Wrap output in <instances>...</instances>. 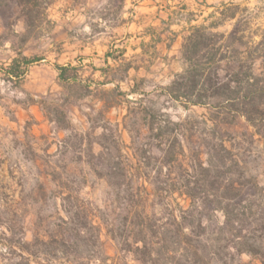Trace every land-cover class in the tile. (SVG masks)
Instances as JSON below:
<instances>
[{
	"label": "rangeland",
	"instance_id": "1",
	"mask_svg": "<svg viewBox=\"0 0 264 264\" xmlns=\"http://www.w3.org/2000/svg\"><path fill=\"white\" fill-rule=\"evenodd\" d=\"M223 3L248 10L244 16L251 32L264 30V0H126L122 8L116 0H53L46 17L27 40L23 38L24 18L17 5L10 2L0 11V264H72L58 243H53L60 240L64 213L60 191L48 173L55 174L59 184L67 183L73 196L79 195L99 210L94 220L101 227V257L88 264H141L119 250L102 224L106 219L109 224L115 223L120 211L106 180L94 169L100 171L103 164L92 157L101 152L100 126L111 124L120 142V161L135 164L134 149L140 146H132L129 130L135 126L141 142L146 131L141 122L134 125L133 120H127L129 127H125L124 118L134 98L126 94L136 82L140 90L156 99L158 88L167 86L184 68L180 48L188 28L207 25L209 16ZM231 29L232 23L227 22L217 31L228 33ZM158 38L160 42H156ZM19 53L36 62L22 80L4 81L1 68ZM106 54L118 58V62L106 61ZM123 62L134 69L123 82L107 84L105 75L122 77L117 68ZM69 65L76 67L79 77L89 84L92 93L88 97L72 99L58 80L56 66ZM43 103L61 107L69 130L47 120ZM168 107L165 112L175 122L187 116L194 123L203 120L202 109ZM222 129L231 136L227 147L248 178L264 188V143L253 136L243 119ZM197 136L192 146H185L187 155L192 150L204 161L206 150L198 146ZM108 148H113L112 144ZM152 154L160 156L155 147ZM248 194L252 191L243 198L250 199ZM251 200L264 204V197ZM168 202L188 206V199L178 195ZM160 210L156 205V211ZM255 217L264 222V213ZM203 222L214 231L223 226L224 218L217 212ZM250 228L241 229V234L248 235ZM262 228L258 226L254 234L258 254L236 255L231 250L235 256L227 260L229 264H264ZM43 238L52 245L43 248Z\"/></svg>",
	"mask_w": 264,
	"mask_h": 264
},
{
	"label": "trees",
	"instance_id": "2",
	"mask_svg": "<svg viewBox=\"0 0 264 264\" xmlns=\"http://www.w3.org/2000/svg\"><path fill=\"white\" fill-rule=\"evenodd\" d=\"M52 1L0 0V11L10 2L17 5L24 18L23 38L27 40L46 17ZM116 1L122 8L126 0ZM247 11L239 5L223 3L209 16L211 21L207 25L190 26L180 48L184 68L167 86L158 88L156 99L140 90L136 82L130 88L126 95L134 98L124 118L125 127H129L127 120H133L134 125L141 122L146 131L145 141L141 142L135 126L129 130L132 146H140L134 149L135 164L120 161V142L111 124L100 126L101 152L92 157L103 164L100 171L94 169L106 180L112 201L119 205L120 211L115 223L109 224L106 219L102 224L119 250L141 264H229L227 260L232 261L235 256L231 250L236 255L258 254L254 234L260 225L264 232V222L255 216L264 213V204L252 201L251 197L263 198L264 188L255 179L248 178L227 147L231 136L222 129L243 119L253 130V136L264 143V30L250 31V23L244 16ZM227 22L232 23L231 31L218 32ZM160 41L161 38L156 40ZM108 59L118 62V58L106 54ZM34 62L19 53L1 68L4 81L22 80ZM55 69L72 99L80 100L92 93L76 67L56 66ZM117 69L121 70L122 77L105 75L109 79L107 84L123 82L134 68L123 62ZM104 85L98 83V86ZM169 104L184 111L204 110L202 122L190 121L191 116L184 121L171 120L165 112ZM43 113L59 129L69 130L60 106L43 103ZM196 135L198 146L206 150L204 161L192 150L187 155L185 146H192ZM109 144L113 148H108ZM153 147L160 152L159 157L152 154ZM48 175L60 191L64 213L60 240L53 243H58L72 264L98 260L101 227L94 219L99 210L79 195L73 196L67 183L56 182L55 174ZM249 191H252L248 194L250 199L248 196L244 199ZM174 195L187 198L188 206L169 204ZM156 205L160 212L156 211ZM217 212L224 218L223 226L210 231L203 221L210 220ZM245 227H251L248 235L241 234ZM48 242L43 238V248L52 245ZM47 252L43 251L45 255Z\"/></svg>",
	"mask_w": 264,
	"mask_h": 264
}]
</instances>
